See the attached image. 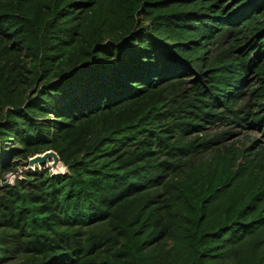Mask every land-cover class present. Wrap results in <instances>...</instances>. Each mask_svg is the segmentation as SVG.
Listing matches in <instances>:
<instances>
[{"label": "trees", "instance_id": "1", "mask_svg": "<svg viewBox=\"0 0 264 264\" xmlns=\"http://www.w3.org/2000/svg\"><path fill=\"white\" fill-rule=\"evenodd\" d=\"M0 264H264V0H0Z\"/></svg>", "mask_w": 264, "mask_h": 264}, {"label": "water", "instance_id": "2", "mask_svg": "<svg viewBox=\"0 0 264 264\" xmlns=\"http://www.w3.org/2000/svg\"><path fill=\"white\" fill-rule=\"evenodd\" d=\"M41 166L50 168V172L53 176L66 174V168L62 165L58 155L54 151H47L42 154H37L30 158L27 162V168L34 170L40 169Z\"/></svg>", "mask_w": 264, "mask_h": 264}, {"label": "rangeland", "instance_id": "3", "mask_svg": "<svg viewBox=\"0 0 264 264\" xmlns=\"http://www.w3.org/2000/svg\"><path fill=\"white\" fill-rule=\"evenodd\" d=\"M245 134H247V135L249 136L250 139H248V140H244V139L242 138V135L238 137V141H239V142H242V143L245 144V145H249V143H250L251 140H254V139L258 138V136H259L258 134H255V133H252V132H249V133L246 132ZM232 141H235V140H232ZM232 141H229V142H232ZM26 169H28V168L26 167ZM49 169H50V168H49ZM34 170H35V169H34ZM39 170H42V168L40 167ZM7 177H10V178H9V179H10V183L13 184V182H14L16 176L8 175ZM7 180H8V179L6 178V181H7ZM12 181H13V182H12Z\"/></svg>", "mask_w": 264, "mask_h": 264}, {"label": "built area", "instance_id": "4", "mask_svg": "<svg viewBox=\"0 0 264 264\" xmlns=\"http://www.w3.org/2000/svg\"><path fill=\"white\" fill-rule=\"evenodd\" d=\"M11 176H12V175H11ZM9 178H10V177H7V179H8L7 182H8L9 184H11ZM15 178H16V177H15ZM12 182H13V181H12Z\"/></svg>", "mask_w": 264, "mask_h": 264}, {"label": "clouds", "instance_id": "5", "mask_svg": "<svg viewBox=\"0 0 264 264\" xmlns=\"http://www.w3.org/2000/svg\"><path fill=\"white\" fill-rule=\"evenodd\" d=\"M49 169V168H48Z\"/></svg>", "mask_w": 264, "mask_h": 264}]
</instances>
